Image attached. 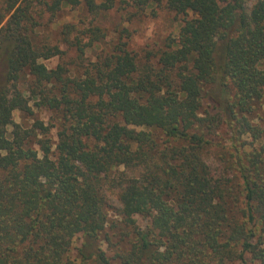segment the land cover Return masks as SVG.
<instances>
[{
  "label": "trees",
  "instance_id": "1",
  "mask_svg": "<svg viewBox=\"0 0 264 264\" xmlns=\"http://www.w3.org/2000/svg\"><path fill=\"white\" fill-rule=\"evenodd\" d=\"M110 1L0 0V264H264V0H128L181 16L142 64L119 40L84 66L97 27L60 32L78 62L39 33Z\"/></svg>",
  "mask_w": 264,
  "mask_h": 264
},
{
  "label": "rangeland",
  "instance_id": "2",
  "mask_svg": "<svg viewBox=\"0 0 264 264\" xmlns=\"http://www.w3.org/2000/svg\"><path fill=\"white\" fill-rule=\"evenodd\" d=\"M98 3L106 2L107 0H95ZM109 2V0H108ZM111 7L104 10L100 9L97 14H91L87 11L82 2L75 8L63 7L56 14L55 17H49L43 14L38 16L35 12L36 18L40 20L41 26L39 27L40 35H45L49 39L58 40L60 47L65 50L64 58L69 62L76 57L75 47L68 46L64 42H60V32L64 29L65 24H73L75 29L82 30L84 34H77L74 30L69 35L73 38L79 35L82 41H86L89 37L87 28H99L104 37L94 42L91 47H88L84 54L83 65H88V62L94 61L95 57L104 54L116 42L122 40L126 42V48L136 56L139 64L146 61V56L155 54L159 47L163 46L167 36H175L181 22V16L175 15L174 12L162 8H154V6H147L145 8H136L128 0H112ZM39 11V9H38ZM60 59L54 56L50 59L44 60V64L48 68L54 67ZM207 103L205 102L202 111L206 110ZM255 123H258L264 128V98L262 103L255 111ZM13 119L25 126L31 125L33 117L43 120L45 123L52 122V112L47 109H34V115H27L18 110L13 112ZM220 128L216 133L211 135V143L208 145L206 156L209 162L217 163L218 156L227 150L230 146V141L227 135ZM51 135L55 139V130H51ZM229 150V149H228ZM111 203L116 205L114 198H111ZM136 221L140 226H145L146 220L141 216H135ZM116 218L113 212H110V218ZM79 245V236L73 239L72 255L76 252V247ZM230 264H241L234 262Z\"/></svg>",
  "mask_w": 264,
  "mask_h": 264
}]
</instances>
